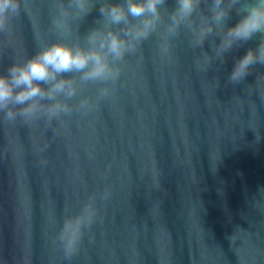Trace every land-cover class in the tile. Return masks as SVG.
<instances>
[{
    "label": "water",
    "instance_id": "water-1",
    "mask_svg": "<svg viewBox=\"0 0 264 264\" xmlns=\"http://www.w3.org/2000/svg\"><path fill=\"white\" fill-rule=\"evenodd\" d=\"M211 2L198 13L210 15ZM53 8L29 0L11 34H0V74L57 39ZM98 9L64 39L98 27ZM238 19L233 12L228 26ZM223 32L196 46L182 26L167 54L154 33L87 113L51 124L0 113V264H264V65L228 80L260 36L220 55ZM103 86L81 85L68 102L95 101ZM85 204L96 215L69 259L58 236L66 223L75 229Z\"/></svg>",
    "mask_w": 264,
    "mask_h": 264
},
{
    "label": "clouds",
    "instance_id": "clouds-1",
    "mask_svg": "<svg viewBox=\"0 0 264 264\" xmlns=\"http://www.w3.org/2000/svg\"><path fill=\"white\" fill-rule=\"evenodd\" d=\"M97 2L100 18L96 24L99 26L88 31L82 41L67 42L64 37L71 36L73 23L88 16ZM166 2L66 0L65 3V0H53L51 31L57 39L43 44L24 61L12 63L6 74H0V113L4 114L5 122L20 118L23 123L31 124L44 118L51 124L74 110L87 113L111 95L112 89L107 85L119 80L120 64L127 55L135 53L154 33L162 40L161 53L167 54L170 39L182 26L193 34L196 46L203 45L216 28L224 29L217 49L220 55L260 36L257 47H249L235 61L228 77L230 82L239 83L253 65H264V0H212L208 7L210 15L198 13L201 0H175L171 11L166 8ZM162 8L167 12L166 24ZM22 11H29V0H0V34H11L12 22ZM233 12L239 19L228 26ZM161 24L165 25L163 32H160ZM89 83L105 86L98 89L95 101L81 98L77 105H71L68 101L77 96L80 86ZM95 215L96 210L85 204L74 220L75 229L68 223L62 227L58 240L69 259L78 251L83 228L92 224Z\"/></svg>",
    "mask_w": 264,
    "mask_h": 264
}]
</instances>
